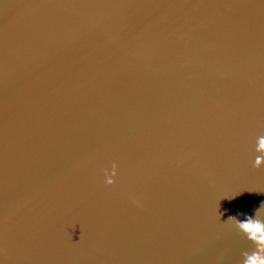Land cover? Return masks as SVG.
Segmentation results:
<instances>
[{
	"label": "water",
	"instance_id": "obj_1",
	"mask_svg": "<svg viewBox=\"0 0 264 264\" xmlns=\"http://www.w3.org/2000/svg\"><path fill=\"white\" fill-rule=\"evenodd\" d=\"M260 135L264 0H0V264H244Z\"/></svg>",
	"mask_w": 264,
	"mask_h": 264
},
{
	"label": "clouds",
	"instance_id": "obj_2",
	"mask_svg": "<svg viewBox=\"0 0 264 264\" xmlns=\"http://www.w3.org/2000/svg\"><path fill=\"white\" fill-rule=\"evenodd\" d=\"M256 150L261 155L256 157L255 164L260 166L264 163V135L257 137ZM106 182L111 184L113 180L108 177ZM236 226L243 234H250L249 238L256 241L258 245V252L246 255L244 264H264V223L249 218L246 222L238 221Z\"/></svg>",
	"mask_w": 264,
	"mask_h": 264
}]
</instances>
